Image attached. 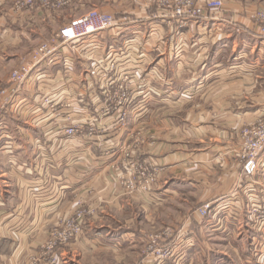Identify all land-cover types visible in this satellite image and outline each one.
<instances>
[{"label":"crops","instance_id":"1","mask_svg":"<svg viewBox=\"0 0 264 264\" xmlns=\"http://www.w3.org/2000/svg\"><path fill=\"white\" fill-rule=\"evenodd\" d=\"M14 1L0 0V264L50 259L41 253L42 242L74 209L86 205L95 213L85 220L84 233L51 256L61 258L58 264H119L110 249L123 235H109L104 227L120 210H131L133 201L109 166L139 127L145 139L140 154L152 157L159 168L156 225L183 221L174 248L186 264H264V228L250 214L254 201H264V163L244 177L238 160L241 130L256 114L264 92V37L253 32L248 19L254 8L264 7V0H223L219 10L206 18H188L183 25L144 0H73L68 10H35L28 20L14 10ZM80 5L109 10L121 21L79 47L90 48L92 58L104 64L124 50L126 66L133 61L141 66L144 56L146 62L164 66L157 77L141 74L133 85L128 122L119 133L113 131L119 128L116 113L94 116L115 136L109 138L113 145L101 141L108 144V156L97 148L95 137L67 138L65 111L43 104L46 96L56 102L74 91L84 95V78L91 72L85 75L80 49L70 79L59 60L44 64L16 100L1 108L12 85L10 74L22 56L84 11ZM225 39L232 53L237 49L229 65L216 56ZM80 85L84 89L71 91ZM89 115L83 110L76 118ZM207 200L212 212L199 221H184L176 210L194 209ZM131 221L129 215L125 222Z\"/></svg>","mask_w":264,"mask_h":264},{"label":"built area","instance_id":"2","mask_svg":"<svg viewBox=\"0 0 264 264\" xmlns=\"http://www.w3.org/2000/svg\"><path fill=\"white\" fill-rule=\"evenodd\" d=\"M68 2L69 0H15L14 9L19 12H21L22 7L29 12L34 8L60 10ZM146 2V6L155 5L158 8L166 10L169 17L176 19L180 25H183V22L188 18H206L207 13L211 10H219L223 6V0H146ZM255 20L256 24H252L253 32L259 37H264V12H258ZM117 25L113 14L100 12L96 9H90L71 19L56 33L54 43L49 45L40 44L36 51H34L33 56L30 55L31 57L26 56L22 58V62L18 68L12 70L10 74V81L12 83L10 88L11 93L8 92L10 90H7L5 93V104L7 105L14 101V96L32 78L35 70L44 64H51L59 60L62 65V73L66 78L70 79L73 73L76 72L74 57L79 55L80 50H82L84 52L79 56L86 62V66L84 67L86 69L85 75L88 72L91 73L89 77L84 78L87 84L85 89L80 85L74 88L71 87V91L84 89L86 93L87 88H89V97L80 95L77 91H74L70 96L56 102L50 96H46L43 99V104H47L52 111H55L56 108L65 111L63 118L66 124L63 127V133L67 138L95 137L96 139L102 136L106 132V125L99 123V120L94 117L96 114L109 116L112 112H116V110L118 112L123 110L122 113L117 114L115 121L119 127L123 124L125 125L128 116L124 111H126L134 91L133 88L121 83L122 75L118 76L116 66L122 64L121 66L125 71L123 74L128 75V68L123 64L126 60L124 57L128 58L127 53L124 50H119L112 54L104 64H101L100 60H91L89 54L90 48H79L82 44L88 45L92 43L102 32L110 30ZM90 60L95 63V66L89 64ZM81 75L85 77V75L83 76V72H81ZM125 76L123 77L124 81L127 80V76ZM97 90H102L104 97L102 101L99 94L96 93ZM2 92L4 93L5 91ZM100 105L103 106L102 110H100ZM83 110L90 111L91 115L79 119L76 118V113ZM241 136L242 139L238 151V160L240 162L239 176L249 177L257 171L260 164L264 163V160H262L263 162L261 161V157L264 156V102L258 107L256 115L251 122L242 128ZM131 152L132 148L124 152L123 165L125 166V176L131 174L132 171L131 159L126 160V157L131 155ZM145 172L148 183L150 181L156 182V172H152L151 174L149 171ZM145 172L142 169L141 176L143 178ZM129 186H131V182H129ZM255 203L256 201L250 206V214L253 216L254 221L258 223V227L261 230L264 228V201ZM212 209L211 200H207L194 209V214L199 221L209 216ZM83 213V210L79 211L77 209L75 217L68 216L62 224L49 232V237L44 242L43 247L44 254L49 255L50 259H47L46 263L43 264H54L56 256H51L53 250L80 234L82 230L80 221ZM166 235H168L167 237L171 236L169 229L163 231V240H165ZM169 247L170 244L168 243L160 249L163 256L169 254L167 250Z\"/></svg>","mask_w":264,"mask_h":264},{"label":"rangeland","instance_id":"3","mask_svg":"<svg viewBox=\"0 0 264 264\" xmlns=\"http://www.w3.org/2000/svg\"><path fill=\"white\" fill-rule=\"evenodd\" d=\"M72 2H73V0H69V2L65 6H63V9H60V10H52V9H45V8H34V9H32V11L29 12V11H27V9L22 7V10L20 13H22L21 15H22L23 19L28 20V18L30 19V17L33 16V13H34L33 11H35V10H47V11H50L52 13L63 12L65 10H68V8H70L72 6L71 5ZM146 3H147L146 0H144V5ZM223 4H224V1H223ZM79 7L83 8V9L85 8L84 6H81V5ZM13 8H14V3H13ZM90 9H96L100 12L113 14V12H111L109 10H102L100 8H97V7H87L81 13L73 14L72 16H70L69 19L65 23H63L59 28L53 30L52 33L49 34V36H47L46 38L39 41V43L36 46H34L31 50L26 52L22 57L25 58L26 56L31 57L30 55L33 56L34 51H36V49L38 48V46L40 44H48L49 45V44L54 43L55 35L60 30L61 27H63L65 24H67L71 19L87 12ZM262 11L264 12V7L254 8V10L251 12V14L248 18L250 20L251 25L253 23L256 24L255 16L258 12H262ZM16 12H19V11H16ZM115 19H116V24H118V25L121 24V21L118 20V18L115 17ZM252 27H253V25H252ZM248 37H250V36H248ZM253 38H255V37H253ZM250 40L252 42H254V40H256V38L250 39ZM224 41H227V42H223V44H222L225 46L224 50L223 51L218 50V54H216V56H218V57L223 56V58H226L227 61H225V63L227 65H229L230 62L232 61V57L234 56V54H236L237 49H233L234 51L232 53L231 43L229 42V39H225ZM224 43H226V44H224ZM138 46H139V44H137V46H135L134 49H138V48H136ZM134 49H132V50L134 51ZM208 50L209 49H207V51ZM209 52H210V50H209ZM249 56H251V55H249ZM263 56L264 55H262V57ZM90 58H91V60L93 59L94 61L100 60V59L92 58L91 55H90ZM203 58H205V57H203ZM91 60L89 61L90 65L95 66V63L91 62ZM133 60H135V59H133ZM100 62H101V60H100ZM262 62H264V61H261V63ZM76 64H79V63H77V61H74L75 69L77 68ZM121 65L122 64H118L116 66L117 67L116 68L117 74H118V76L122 75L121 80H120L121 83L128 85L130 88H134L133 85L135 86L136 82L139 83L141 81L140 80L141 74H144V76H145L148 72H150L152 75L151 76L152 78L157 77V75L159 74V71L164 67L160 63L159 64L158 63L152 64V63L146 62V57L144 56V64H142L141 66L136 64L135 61H133L132 63H129L127 66H125L126 68H128V75L125 74L127 76V80L125 79L126 81H124L123 77L125 75L123 74V72H125V71L123 70ZM79 67H80V65H79ZM16 68H18V67H16ZM16 68H14V69H16ZM199 69L200 68H198L197 71ZM261 72H262V74H264V65H262V67H261ZM261 76H264V75H261ZM128 80H129V83H128ZM134 81H135V83H134ZM261 87H262V89L264 88V81L261 82ZM88 90H89V88H87V92L84 93V95H86L87 97H89ZM9 92L11 93V90ZM96 93L99 94L100 100L102 101L104 98L102 95L103 94L102 90H97ZM13 100H16V96H14ZM263 102H264V92H263V97H262V100L260 102V105ZM5 105L6 104L4 101L2 103L1 108H3ZM102 107L103 106L100 105V110H102L101 109ZM122 112H123V110H121L120 112H118L116 110V112H112L111 115L116 113L115 116L113 115L116 119L117 114H120ZM124 112H126V115L129 116L128 108ZM92 114H94V113H92ZM105 117L106 116H104V114H102V118H105ZM114 122H116V121H114ZM127 122H128V118H127ZM127 122H125V123H127ZM117 126H118V124H117ZM120 127L124 128V127H126V124L125 125L123 124ZM120 127L117 128L116 130H113V131L115 133H119ZM113 136L114 135H111L110 130L106 129V132L102 136H100L101 138L97 137L95 139L96 146L99 150H101L103 156H108L110 153L108 150V144H102L101 141L106 140L108 143H110V145H113L114 143L111 144V142H109L110 139L115 138V136L114 137ZM98 138H100V139H98ZM91 140H93V139H91ZM144 140L145 139H144L143 130L139 127L138 129H136L133 132V135L130 136V138L128 140L129 142L126 145H122L123 146L122 150L119 153V155L117 156V158L116 159L114 158L113 162H110L109 167L115 172V179L117 181V184L123 190V193L126 196L131 197L132 201H133V207L131 210H129V211H126L124 209L120 210V214L118 216H116L117 218L111 217L110 220H107L108 221L106 224L107 226H105L104 228L107 229V232H109V235H114V234L115 235H118V234L123 235V236H121L122 241H118L120 243L117 242V244L115 246H112V249H110V250H113V248H114V250L111 252H113L112 254L116 255L117 262L119 264H186L185 256L180 252L178 253V251H176L177 249L174 248L175 247V241L177 239L176 238L177 231L180 229V225H181V228L183 227V223H182L183 221H181V224H180V221H178L175 225H167V224L166 225H160V226L156 225V221H157L156 213L159 212L157 210L158 208L156 207V204L158 203V205H159L160 202H158V201L160 198L158 199V195L156 194L154 188L156 187V184H157V179H158V174H159V173L157 174V170L159 172V168H158L157 163L154 161V159L152 157L147 155L145 152L143 153V155L140 154L141 153L140 149H142V145L145 144ZM116 142H117V140H116ZM101 145H102V147H101ZM130 148H132V152H131L130 156L126 157V160L131 159L130 164L132 165V171H131V174H127L125 176L124 175L125 166L123 165V158H124V154H125L124 152L127 149L130 150ZM142 169H144V172L149 171L150 174L152 172H156V178H155L156 182L150 181L148 183V180L146 179V172L144 174V178L141 176ZM129 182H131V186H129ZM172 202H174V201H172ZM77 209L78 208L74 209V211L72 212V214L69 215V217L70 216L75 217L74 215L76 214ZM194 209L191 208L189 210L187 209V211H186V209L181 208V209H176V210H178L182 216L184 215L183 216V217H185L184 221L188 220V222H190L193 220L192 222H194V220L198 221L196 215L193 213ZM81 210H83L84 213H83V216H82L81 221H80V225H81V229H82L80 233L83 234L84 230H85V229H83L84 228V222L87 218L94 215L95 210H93L91 207H89L87 205L83 209L79 208V211H81ZM130 212H132V213L129 214ZM129 215L132 216V221L126 223L125 220L128 221ZM58 226H59V224L57 226H55L54 228H57ZM168 229L171 231V236L167 237L168 235H166L165 240H163V237H162L163 231L168 230ZM100 231L105 232L104 229H100ZM126 236H128L127 240H129V242L124 241ZM48 237H49V234H48L47 238L42 242V247H41V253L42 254H43V250H44L43 244L48 239ZM73 239H71L68 242L64 243L63 245L55 248L53 250V253H55V251L58 250L60 247L65 246L68 243L72 242ZM168 243L170 244V247L167 248V250L169 251V254H165L163 256L162 250H160V249ZM44 253H45V251H44ZM41 260H42V264L46 263V261H47V259H45V257H41ZM61 261H62L61 258L59 256L58 257L56 256V262L54 264H58Z\"/></svg>","mask_w":264,"mask_h":264}]
</instances>
